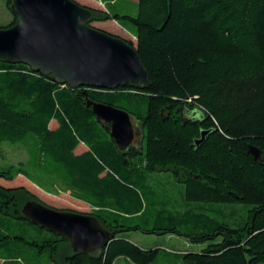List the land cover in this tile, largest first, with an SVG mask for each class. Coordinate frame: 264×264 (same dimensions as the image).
I'll list each match as a JSON object with an SVG mask.
<instances>
[{"label": "trees", "instance_id": "obj_1", "mask_svg": "<svg viewBox=\"0 0 264 264\" xmlns=\"http://www.w3.org/2000/svg\"><path fill=\"white\" fill-rule=\"evenodd\" d=\"M102 1L88 24L114 20L132 33L149 86L70 88L0 58V144L27 153L19 166L0 163V180L21 175L51 194L60 185L91 208L60 210L93 215L113 236L74 252L24 216L27 201L43 202L34 192L0 182V264H264V0H138L136 15ZM88 100L127 110L141 124L139 145L119 149ZM162 172L184 184L182 203L151 179ZM228 204H244L245 215ZM131 231L207 246L162 253Z\"/></svg>", "mask_w": 264, "mask_h": 264}, {"label": "water", "instance_id": "obj_2", "mask_svg": "<svg viewBox=\"0 0 264 264\" xmlns=\"http://www.w3.org/2000/svg\"><path fill=\"white\" fill-rule=\"evenodd\" d=\"M15 24L0 28V58L26 64L34 72L70 88L114 90L130 84L140 89L150 77L138 51L122 36L88 24L91 6L76 0H10ZM99 122L119 149L133 145L140 132L131 114L120 107L88 100ZM208 131L196 140L200 145ZM255 160L262 150L250 145ZM22 212L33 224L66 237L74 252L92 253L106 247L113 234L93 215L60 210L38 200L27 201Z\"/></svg>", "mask_w": 264, "mask_h": 264}, {"label": "rangeland", "instance_id": "obj_3", "mask_svg": "<svg viewBox=\"0 0 264 264\" xmlns=\"http://www.w3.org/2000/svg\"><path fill=\"white\" fill-rule=\"evenodd\" d=\"M98 6L103 7L100 3H98ZM116 6L117 9L122 13H129L131 15L137 14V6H135L130 1L117 0ZM12 18H13V14L11 13L10 9L7 8L5 0H0V27L8 25L9 22L12 20ZM97 22H103V21H97ZM114 35L119 36V34H114ZM133 41L134 43L136 42L135 39H133ZM191 115L199 116V112L192 111ZM133 123L136 129L139 130L141 136L142 135L141 124L136 120H133ZM56 126L57 125L55 122L51 123V128H55ZM140 141L141 140L138 137L134 143L136 145H139ZM80 147L81 148L77 150V153L86 149V147H82V146ZM26 159H27V153L25 149L20 145H12L8 143L0 144V163L2 165L19 166ZM151 179H154L156 182L160 183L161 185L160 187L162 189L168 190V192L171 193L174 199L182 203L184 184L176 182L172 177L171 173L169 172L153 173L151 175ZM0 182L6 186L25 185L32 192H34L44 203L56 207L58 209H71L81 212H90L91 210V208L88 205L81 204L78 200L74 199L71 196L70 191H64L60 185H58L56 188V194H51V193H47L45 190L41 189L38 185L32 183L26 177L21 175L18 176L17 179L13 181L9 182V181L0 180ZM223 208L229 212L231 211V209H234L237 212L236 217H239L245 215L247 206H245L244 204H228V205H223ZM129 237L137 244H139L143 249L159 248L162 253L165 251L199 252L201 249L207 246L206 243L192 244L189 243L184 237L171 235V234L154 235V234H146L141 231H131L129 232ZM115 264H135V263L129 262L124 257H121L116 260Z\"/></svg>", "mask_w": 264, "mask_h": 264}, {"label": "crops", "instance_id": "obj_4", "mask_svg": "<svg viewBox=\"0 0 264 264\" xmlns=\"http://www.w3.org/2000/svg\"><path fill=\"white\" fill-rule=\"evenodd\" d=\"M83 5L91 6L93 8H101L105 9V3L102 0H77ZM133 3L134 5L138 0H127ZM98 3H100L103 7L98 6ZM94 25L98 28L107 30L109 32H112L114 34H119L120 36L126 38V39H135V37L132 35V33L124 28L122 25H120L117 21L109 20V21H103V22H95ZM135 242V241H134Z\"/></svg>", "mask_w": 264, "mask_h": 264}, {"label": "flooded vegetation", "instance_id": "obj_5", "mask_svg": "<svg viewBox=\"0 0 264 264\" xmlns=\"http://www.w3.org/2000/svg\"><path fill=\"white\" fill-rule=\"evenodd\" d=\"M138 137H140V136H138ZM138 137L135 138L134 142L137 140Z\"/></svg>", "mask_w": 264, "mask_h": 264}]
</instances>
